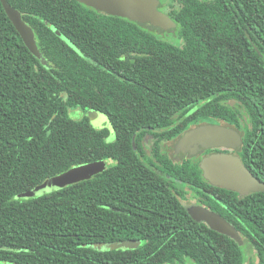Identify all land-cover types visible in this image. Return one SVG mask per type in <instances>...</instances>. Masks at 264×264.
Returning <instances> with one entry per match:
<instances>
[{
  "label": "trees",
  "instance_id": "16d2710c",
  "mask_svg": "<svg viewBox=\"0 0 264 264\" xmlns=\"http://www.w3.org/2000/svg\"><path fill=\"white\" fill-rule=\"evenodd\" d=\"M6 1L49 69L0 2V264H264V193L239 244L193 221L133 150L187 110L225 118L240 102L264 116V0H158L175 24L168 39L74 0ZM78 109L104 114L113 138L72 119ZM100 161L111 164L90 179L16 198ZM135 239V249L98 247Z\"/></svg>",
  "mask_w": 264,
  "mask_h": 264
},
{
  "label": "flooded vegetation",
  "instance_id": "af4514ba",
  "mask_svg": "<svg viewBox=\"0 0 264 264\" xmlns=\"http://www.w3.org/2000/svg\"><path fill=\"white\" fill-rule=\"evenodd\" d=\"M231 103H236L233 107L240 110L241 115L235 112L225 118L198 117L193 109L187 110L165 125L144 133L133 150L140 166L146 167L149 170L147 172L157 178L161 191L175 196L186 212L191 206L210 210L225 219L242 236L251 232L245 227L246 215L259 208L256 202L259 197L253 195L264 192L249 191L241 194L213 185L206 179L202 169L210 158L231 155L239 159L243 168L264 185V116L245 115L239 108L243 106L242 103ZM209 126L222 127L235 133L238 141H231L227 146L204 148L199 152L176 148L185 133ZM123 242L140 246L136 239Z\"/></svg>",
  "mask_w": 264,
  "mask_h": 264
},
{
  "label": "water",
  "instance_id": "95a60500",
  "mask_svg": "<svg viewBox=\"0 0 264 264\" xmlns=\"http://www.w3.org/2000/svg\"><path fill=\"white\" fill-rule=\"evenodd\" d=\"M5 6L6 0H1ZM86 7L109 16L124 18L134 23L156 28L160 31H172L174 22L163 12L159 11L158 0H74ZM89 122L96 129L110 126L108 118L99 112L89 111ZM231 141H238L235 133L222 127H203L185 133L178 141L176 148H189L190 152H199L204 148L227 146ZM204 175L213 185L221 186L239 193L264 192V185L255 180L241 165L236 157L216 156L206 161L202 167ZM103 170L102 162H95L69 169L59 175L46 179L38 185L40 193L60 190L71 184L87 180L90 175H97ZM92 176V177H93ZM89 179V178H88ZM54 192V191H53ZM40 196V195H39ZM193 221L206 224L212 231L225 235L237 243H241L237 231L220 215L198 206L187 209ZM109 249L134 248L135 245L123 242L120 244H98Z\"/></svg>",
  "mask_w": 264,
  "mask_h": 264
},
{
  "label": "rangeland",
  "instance_id": "374dc122",
  "mask_svg": "<svg viewBox=\"0 0 264 264\" xmlns=\"http://www.w3.org/2000/svg\"><path fill=\"white\" fill-rule=\"evenodd\" d=\"M4 14L7 18V20L10 22V24L12 25L13 29L15 30L20 42L22 43V45L24 46V48L27 50V52L29 53V55L34 58L36 61H38V63L43 66L46 69H49V64L47 63V60L44 58L43 54L41 53L40 47L38 45V41L35 37V33L33 31V29L23 20L22 14L16 10L15 8H13L12 6H10L7 2L8 5L5 6V4L0 0ZM53 32L62 40L64 41L67 45H69L70 47H73L71 45V43L65 39L63 36H61L56 30L53 29ZM154 33L156 32L157 35L164 37L166 39L170 38L171 33L173 31H169L167 33H170L168 35H165L166 32H164V34L157 32V31H153ZM69 116L72 119L75 120H80L83 118H87L89 120V111H83V110H73L69 112ZM107 129L110 130L111 132V136L110 138H113V131L112 129L109 127H107ZM102 162V161H100ZM103 170L106 169V167H108L110 165V162L108 161H103ZM78 167V166H77ZM93 175H90V177H88L89 179L92 177ZM87 178V179H88ZM84 180V179H83ZM82 181V180H80ZM58 190V189H57ZM56 191V190H53ZM52 191V192H53ZM51 192V191H50ZM45 193H49L47 191H44L43 193L39 192L38 186L34 187L33 189L21 193L19 195H17V199H30L39 195H43Z\"/></svg>",
  "mask_w": 264,
  "mask_h": 264
}]
</instances>
